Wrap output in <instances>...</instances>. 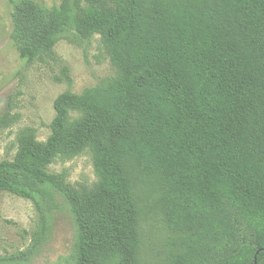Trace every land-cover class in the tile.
Returning a JSON list of instances; mask_svg holds the SVG:
<instances>
[{
    "label": "trees",
    "instance_id": "obj_1",
    "mask_svg": "<svg viewBox=\"0 0 264 264\" xmlns=\"http://www.w3.org/2000/svg\"><path fill=\"white\" fill-rule=\"evenodd\" d=\"M89 1L82 11L78 0L11 1L12 39L28 63L66 33L101 35L122 75L62 94L47 141L25 130L15 159L0 162V195L38 214L28 249L0 264H34L65 210L73 242L51 264H139L131 168L164 188L181 245L171 264H264V0H112L111 10ZM86 149L93 189L49 171Z\"/></svg>",
    "mask_w": 264,
    "mask_h": 264
},
{
    "label": "rangeland",
    "instance_id": "obj_2",
    "mask_svg": "<svg viewBox=\"0 0 264 264\" xmlns=\"http://www.w3.org/2000/svg\"><path fill=\"white\" fill-rule=\"evenodd\" d=\"M12 0H0V118L5 127L0 132V162L13 161L19 150V137L25 130L46 142L56 116L55 102L62 94L82 95L85 90L121 77L101 35L91 40L74 33L64 34L55 47L28 63L20 56L12 39ZM49 7L63 0H35ZM155 0H148L152 2ZM177 2L179 0H172ZM212 1V0H209ZM81 11L91 5L78 0ZM104 10L114 8L112 0H97ZM71 113V121L79 119ZM53 174L64 175L79 191L93 189L99 182L95 155L86 149L80 155L60 156L49 166ZM130 179L140 211L139 264H171L181 250L180 235L168 227L161 205L164 188L142 170L130 169ZM38 221L32 201L10 193L0 195V257L25 251L31 244ZM74 224L65 210L55 215L53 237L34 264H51L66 253L73 242Z\"/></svg>",
    "mask_w": 264,
    "mask_h": 264
}]
</instances>
